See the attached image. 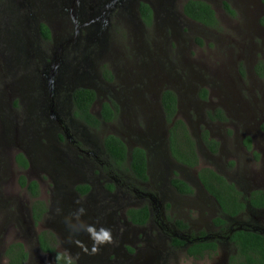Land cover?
<instances>
[{"label": "flooded vegetation", "instance_id": "obj_1", "mask_svg": "<svg viewBox=\"0 0 264 264\" xmlns=\"http://www.w3.org/2000/svg\"><path fill=\"white\" fill-rule=\"evenodd\" d=\"M187 1L189 0H53L55 6H58L57 9L61 12L58 17L53 16V18L66 19L69 24L66 22V34L53 47L52 56L44 58L48 65L45 64L43 71L38 70V73L35 71L33 77L36 80L33 83L30 82V89L27 91L29 93L31 90H42L45 86L41 84L47 83V92L50 98L45 107L42 105V110L37 113L40 119L48 123L44 132H46L45 137L48 142L53 144L52 151L49 149L52 152L51 154L55 156V158L53 157V164L65 176V181H71L76 176L83 178L81 179L82 182H74L72 184V191L75 192L77 197H85L89 200L82 204L79 200L70 197L68 193V199H70L69 208L72 207V204L76 206H79L78 203L83 205L76 210L70 209L74 214L68 217L87 223V219H91L94 216L95 219L101 220L99 229L103 227L111 232L112 242L99 247L98 264H111L115 263L114 261H117L118 264H123L120 262H123V260L120 259H115L113 262L108 263L106 257L111 254L110 252H114L115 246L121 242V233H119L118 229L120 228L119 226L125 227V224L149 229L152 232L151 241H156L164 247L166 245V250L169 248H180L179 250H183L186 256L193 260L214 256L218 249L217 239H224L228 245H233L230 240V234L234 233V231L244 229L264 235V227L258 225L259 219L256 216V212L264 209V204H262L264 203V183H260L257 188L251 189L246 194L242 188L237 187L234 182L230 181L224 173L228 169V164H230L225 159L229 158L231 155L230 151L232 152L228 131L224 129V122L227 116L225 113L226 109L215 106L208 110L197 108L200 103L205 106L208 102L211 86L198 87L196 93H192L189 96L181 93L185 89L183 80H194L190 76L191 74L193 76L195 72L193 68L202 69V67L192 64L186 58L188 55L184 49L181 51L176 50L175 53L169 50V56L166 49L158 46L154 47V43H152L153 48H150V45L142 35V32H147L149 28L156 31L161 28L160 31L162 33L165 32L172 37L177 35V31L186 33L189 29H179L177 21L181 19L180 17L188 19L193 24L200 25L203 30L218 31L217 28L205 26L188 17L183 10V6ZM200 1L210 4L213 8L212 3L214 0ZM142 4L148 5L151 10L152 22L150 25L145 21L149 11L144 10ZM222 4L229 13L234 14L231 8L232 11L226 8V5H229L228 3L223 2ZM132 10L136 12L134 19H132V21L134 20L133 24L135 22L141 28L140 30L133 28L135 36L138 35L135 41H130V43H134L123 45L122 47L114 46L112 50L110 46L105 49L102 44L104 41L99 37L108 35L109 30L107 31V29L112 26V18H118L121 13L126 11L130 14ZM213 10L215 11L214 8ZM215 16L218 18L216 11ZM53 21L57 24L61 22L60 20L56 22V19H53ZM159 22L160 27H158ZM41 24L39 25V31ZM134 26L136 25L134 24ZM129 45H132L131 48L128 47ZM228 53L230 58H233L234 55H238L240 59H244L243 57L245 56L248 61L253 58L250 50L247 52L243 49H231ZM173 55L179 59L178 63L173 62L175 61ZM121 60L124 61V65L121 67L127 72L134 73V76L116 85L114 80L118 79V72L117 67L112 65L114 64L113 61H115L114 65H116V61ZM262 62L257 59L253 65L259 71V75L264 72ZM233 63H235L233 60L223 62L224 66L228 65L229 67ZM54 65L56 67H53ZM27 66L30 68L29 63ZM175 68L181 69L182 80L175 83L171 79L169 81L166 80L164 82L167 83L166 88L159 95L160 117H162L163 126L166 127V138H163L154 124L150 126L148 124L150 122L148 114H155V111L151 107L142 109L127 87L142 89L153 77V79L166 76L170 78ZM186 68L188 73L185 72ZM203 75L207 76L206 74ZM217 77V74L211 72L209 76L205 77V80H217ZM239 79L244 80L242 73L239 75ZM52 80L56 81L51 84ZM176 83H178V89L174 87L177 85ZM206 83L207 85L210 84L209 81H206ZM81 88L92 90L95 94V100L89 109V112L98 120L94 124L76 115V111L79 108L75 102L74 94ZM168 90L174 93L177 101L176 113L170 121L167 119L163 106V95ZM61 91L64 93L63 97H61ZM101 96L106 100L97 111H94L95 104ZM45 98H47L46 95ZM36 103H38V98H36ZM182 106L193 110L196 118L195 121L190 120L189 125L184 120L194 144L190 148L188 143L184 141L182 132H180L179 151L175 154L174 150H172L170 141L172 134L169 130L173 128L177 119H181L178 116L183 110ZM109 111H112L117 120L120 114L126 113L128 115L130 124L129 128L126 127L129 133L128 138L131 141L133 140L135 144L129 146L126 140L114 133L98 135L97 132L104 129L107 123H114L116 120L105 119V117H108ZM34 114L31 115V118ZM43 115L45 118H42ZM261 117L264 118V111L261 113ZM27 129L26 136H35L33 130ZM242 130L238 139L239 146L245 151L252 150L253 144H257V141L243 127ZM109 136H116L124 142L126 146L125 162L121 161L122 159L118 155L114 158L107 149L105 141ZM136 148L145 152L144 175L136 167ZM181 153H185V155H180ZM22 155L24 154L22 153ZM24 157L27 159L25 155ZM222 159L223 165L220 163ZM19 165L21 166V164ZM21 167L23 169L27 168ZM210 171L221 175L229 183L234 184L235 190H230L232 192L235 191V193L238 192L240 201L244 203L243 209L237 215L221 214V205L218 199L206 188L202 181V178L205 181L210 180L212 186L221 187L220 184L216 183V179ZM176 179L183 181L191 192H182L180 190L181 187L175 184ZM63 186L65 188V184ZM202 192L211 197L218 207V212L211 221L213 228L219 230L217 233L209 230L193 232L191 230L192 220L190 216L180 210L181 208L192 206L197 209L199 203L202 202L204 204L206 200L203 198ZM222 192L223 194L227 192L225 187H223ZM254 201L259 205H255ZM84 205L95 208L96 212L91 216L87 214V211L80 213V210L85 207ZM119 206L120 208L128 206L124 211L126 223L121 225L120 220H117L115 216ZM141 208H146L148 211L147 221L145 223L134 222L129 218L128 212L132 209L138 210ZM46 211L42 215H45ZM52 211L55 217L63 215L61 208L52 209ZM49 214H51V210ZM32 215L34 219L33 212ZM112 216L116 221H113ZM217 216L228 220L224 228L222 227L223 225L219 226L214 223ZM182 224H185L186 227H182ZM41 235H43V239L47 238L50 246L54 248V252L45 251L40 246L39 238ZM44 235V233H40L37 237L39 250L44 255L50 254L55 263L57 254H61L56 248L59 236L55 238L53 233L48 234V236ZM76 235L74 233L71 234V239L72 237L76 239ZM61 238L62 236L60 235ZM145 240H149L147 234H145ZM206 241L217 244L215 253L206 250L201 256L190 254L189 250L198 242L203 243ZM12 243L4 250V256L8 264H11V256L7 255V251ZM24 250L27 251L25 247ZM27 253L28 262L31 254L28 251ZM62 254L64 259L77 260L75 256ZM231 255H233L232 252L227 257V264L230 262Z\"/></svg>", "mask_w": 264, "mask_h": 264}, {"label": "rangeland", "instance_id": "obj_2", "mask_svg": "<svg viewBox=\"0 0 264 264\" xmlns=\"http://www.w3.org/2000/svg\"><path fill=\"white\" fill-rule=\"evenodd\" d=\"M223 2L230 5L234 14L225 9ZM212 5L219 18H217L220 25L217 28L218 31L203 30L200 25L180 17L181 19L177 21L179 29L186 28L190 31L187 30L186 33L177 31V35L172 37L165 32L162 33L161 28L158 31L149 28L147 32L143 31L142 35L150 48H153L152 43H154V47L166 49L167 53L184 49L188 55L186 58L195 66L202 67V69L193 68L195 72L193 76L192 74L190 76L194 80H183L185 89L181 93L189 96L196 93L198 87H212L206 105L200 103L197 108L208 110L215 106L226 109L224 129L228 131L232 152L230 151L231 155L225 159L230 164L224 173L230 181L248 194L251 189L264 183V118L261 117L264 111V72L259 75V71L253 67L257 59L263 61L264 65V0H214ZM57 8L53 0H0V264H8L4 250L12 242L21 243L31 254L30 261L26 264H55L50 254L44 255L39 250L37 237L40 233H44L45 236L53 233L55 238L59 236L56 248L61 253L75 256L77 259L74 261L75 264L99 263V250L95 254L88 255L94 242L87 228L94 226L99 231L101 220L92 216L91 219H87V223H83L68 217L74 214L70 209L76 210L80 208L79 206H83L78 203L79 206L72 204L69 208V194L82 204L89 200L85 197H77L72 191V184L82 182L83 178L76 176L71 181L64 180L65 176L53 164L55 158L51 154L53 144L45 137L44 129L48 123L40 119L37 113L42 110V105L45 107L50 98L47 92L48 85L41 84L45 86L42 90H31L29 93L27 91L30 89V82L33 83L36 80L33 77L35 71L38 73V70L45 69L44 58L52 56L53 47L66 34V22L69 24V21L53 18L61 13ZM128 11L121 13L118 18H112V26L107 29L110 31L108 35L99 37L104 41L102 44L105 49L110 46L112 50L114 46L122 47L134 43L130 41H135L138 35L135 36L133 28L139 30L141 28L135 22L136 26H134V20L132 21L136 12L132 10L129 14ZM53 19L61 22L57 24ZM41 23L49 26L50 41H45L42 37L39 31ZM160 26L159 22L158 27ZM131 46L128 47L131 48ZM231 49H243L247 52L250 50L253 58L249 61L242 55L245 60L240 59L238 55L230 58L228 52ZM176 56L179 57L177 54ZM177 57L174 56L173 62L178 63ZM226 60H233L235 63L230 67L224 66L223 62ZM28 63L30 68L27 66ZM91 63L93 64L92 61ZM113 63L115 64V61ZM114 64L112 66L117 67L118 72V79L114 80L116 81L114 84L119 85L120 82L134 76V73L127 72L121 67L124 65L123 60L116 61V65ZM211 72L218 75L217 80H205ZM241 73L244 80L239 79ZM153 78L142 89L134 87H127V89L142 109L151 107L155 111V114H148L150 120L148 124L149 126L154 124L160 135L166 138V127L163 126L162 117H160L159 95L166 88L167 83H164L166 80L171 79L175 83L181 81L183 75L180 68H175L170 78L167 76ZM55 81L52 80L51 84ZM206 81L210 84L207 85ZM176 84L174 87L178 89V83ZM60 94L63 97L62 91ZM183 99L185 101L184 97ZM105 100L101 96L95 104L94 111H97ZM182 109L178 116L181 120H185L188 125L190 120H196L193 110H189L186 106H182ZM32 114L34 115L31 118ZM42 118L45 116L43 115ZM129 126L128 115L123 113L119 115L118 120L107 123L105 128L97 133L99 136L114 133L126 140L130 146L135 143L128 138L129 133L126 127L129 128ZM242 127L257 141V144H253L252 150L245 151L239 146L238 139L243 131ZM27 128L33 130L35 136H26ZM22 153L28 159L26 160L29 165L26 169H23L17 161V155ZM220 163L223 165V159ZM22 176L28 183L37 182L39 188L37 197L32 198L27 187L21 185ZM202 195L206 202L199 203L197 209L192 206L180 210L190 216L193 232L209 230L217 233L219 230L213 228L211 221L218 212V207L211 197L204 192ZM36 201H41L47 206L45 215H42L38 222L32 215V204ZM84 206L82 209L87 211L88 215L91 216L96 212L95 208ZM127 207L119 206L115 214L116 219L120 220V225L126 223L124 211ZM57 208H61L63 212L61 217H55L52 211ZM50 210L51 214H49ZM256 216L259 219L258 225L264 227V209L256 212ZM112 219L115 220L113 216ZM119 227L118 231L121 233L122 240L115 246L114 252H110L111 254L106 257L108 263L120 259L123 260V262L120 261L123 264H227L230 252L233 254L236 251V248H233L231 244L228 245L226 240L217 239L218 249L214 256L193 260L188 258L183 250H179L180 248L166 250V245L164 247L156 241H151L152 232L147 228H137L128 224H125V227ZM73 233L77 234L76 239L73 237L71 239L70 235ZM145 234L149 236V240H145ZM85 247L88 252L84 251ZM114 262L111 264H118L117 261Z\"/></svg>", "mask_w": 264, "mask_h": 264}, {"label": "trees", "instance_id": "obj_3", "mask_svg": "<svg viewBox=\"0 0 264 264\" xmlns=\"http://www.w3.org/2000/svg\"><path fill=\"white\" fill-rule=\"evenodd\" d=\"M142 8L146 11H149V15L147 18H145V21L148 25L151 24V10L146 4H142ZM226 8L228 10H231L229 5H226ZM184 13L193 19L196 22H199L205 26L212 27V28H219V21L217 17L215 16V11L211 7L210 4L200 1V0H189L187 1L183 6ZM232 11V10H231ZM264 22V20H263ZM40 32L42 37L45 40H50L51 33L50 29L46 24H41L40 26ZM199 43L202 44V41L199 40ZM75 102L77 104V107L79 108L76 111V115L78 117H82L86 121H88L91 124H94L97 122V118L92 115L89 112L90 106L95 100V94L92 90L89 89H78L74 94ZM176 96L172 91H165L163 95V106L165 109V112L167 114V119L170 121L177 109L176 105ZM104 113V111H103ZM105 114V113H104ZM105 119L108 120H114L116 119V116L112 114V111H109L108 117H105ZM171 132V146L172 150H174L175 154L179 151V135L180 132L183 134V139L186 141L190 148L193 147L194 141L193 138L188 131L186 124L183 120L177 119L174 122L173 128L169 130ZM106 147L112 154L114 158L118 156L121 157V161L125 162L126 159V146L124 142L116 137V136H109L106 138ZM180 155H185V153H181ZM18 163L21 164L23 167H28L29 163L25 159L24 155L19 154L17 156ZM145 152L142 149H135V162L136 167L139 172L144 175L145 173ZM183 159V158H182ZM212 175H214V178L216 179V183L220 184L221 187H218L215 185L212 186V182L210 180L205 181L202 178L203 183L205 184L206 188L218 199L220 205H221V214L222 215H237L243 208L244 203L240 201L238 197V192L235 193L232 192L230 189L235 190V186L233 183H229L225 178H223L221 175H218L217 173L210 171ZM20 183L22 186H26L29 192L32 194L33 197H37L38 192V184L36 181L27 182V179L22 176L20 179ZM175 184L179 187H181L182 192L189 193L191 190L188 188V186L181 180L176 179ZM214 187V189H213ZM225 187L227 192L223 194L222 189ZM235 193V194H234ZM237 195V197H236ZM255 205H259L257 202L254 201ZM264 204V203H262ZM40 205V207H38ZM38 207V209H37ZM34 219L38 221L44 211L47 210V207L44 205L41 201H36V203L33 204L32 207ZM128 216L131 220L137 223H145L147 221L148 217V211L146 208H141L138 210L132 209L128 212ZM227 219L217 216L214 220V223L216 225H224L227 224ZM182 227H186L185 224L181 225ZM229 234V233H228ZM45 236V235H44ZM230 240L233 243V246L236 248L235 253L231 255L229 264H264V235L248 231V230H237L234 231L230 235ZM40 246L48 252H54V248L50 246L48 243L47 238L45 237L43 239V235L39 238ZM177 242V241H176ZM217 244L215 242H198L193 248L189 250L191 255H203L204 251H212L213 253L216 252ZM7 255L10 257V263L11 264H25L28 259V253L24 250V247L21 243H12L9 246V249L7 251ZM68 259H63L59 262L57 260L55 261L56 264H67ZM71 264H75L74 261L71 260Z\"/></svg>", "mask_w": 264, "mask_h": 264}, {"label": "clouds", "instance_id": "obj_4", "mask_svg": "<svg viewBox=\"0 0 264 264\" xmlns=\"http://www.w3.org/2000/svg\"><path fill=\"white\" fill-rule=\"evenodd\" d=\"M84 210L81 209L80 212L82 213ZM87 231L90 235V238L93 240V247L91 249V252L89 254H95L96 252H98L99 250V246L107 244V243H111L113 238L111 235L110 230L106 229V228H100L99 231H97V229L94 226H88ZM85 252H88V249L85 247L84 248ZM64 259L63 254H57L56 256V260L57 262L61 261ZM67 264H71V259H68Z\"/></svg>", "mask_w": 264, "mask_h": 264}, {"label": "water", "instance_id": "obj_5", "mask_svg": "<svg viewBox=\"0 0 264 264\" xmlns=\"http://www.w3.org/2000/svg\"><path fill=\"white\" fill-rule=\"evenodd\" d=\"M53 67H56L55 65Z\"/></svg>", "mask_w": 264, "mask_h": 264}]
</instances>
